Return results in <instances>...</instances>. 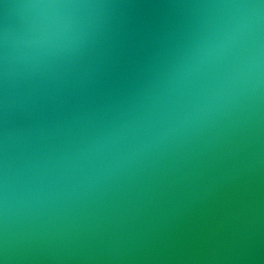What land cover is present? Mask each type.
Masks as SVG:
<instances>
[{
  "label": "water",
  "instance_id": "1",
  "mask_svg": "<svg viewBox=\"0 0 264 264\" xmlns=\"http://www.w3.org/2000/svg\"><path fill=\"white\" fill-rule=\"evenodd\" d=\"M0 264H264V0H0Z\"/></svg>",
  "mask_w": 264,
  "mask_h": 264
}]
</instances>
